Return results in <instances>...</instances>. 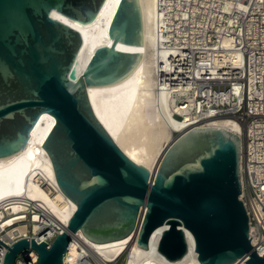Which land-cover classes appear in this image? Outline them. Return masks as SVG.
Listing matches in <instances>:
<instances>
[{
  "label": "water",
  "instance_id": "obj_1",
  "mask_svg": "<svg viewBox=\"0 0 264 264\" xmlns=\"http://www.w3.org/2000/svg\"><path fill=\"white\" fill-rule=\"evenodd\" d=\"M106 0H0V158L22 150L43 114L53 122L41 146L55 180L76 207L49 244L21 237L2 264L31 246L37 264H63L77 231L94 242L135 234L149 246L163 228L157 250L168 260L187 252L185 230L201 264H264L248 235L239 198L240 139L220 127H190L175 136L153 171L129 158L94 114L87 86L125 76L141 53L118 48L142 45L138 0H118L105 37L80 59L79 30L53 13L81 24L93 22Z\"/></svg>",
  "mask_w": 264,
  "mask_h": 264
},
{
  "label": "built area",
  "instance_id": "obj_2",
  "mask_svg": "<svg viewBox=\"0 0 264 264\" xmlns=\"http://www.w3.org/2000/svg\"><path fill=\"white\" fill-rule=\"evenodd\" d=\"M156 2L157 36L162 38L158 47L165 51L157 84L170 96L172 110L190 117L191 126H207L208 120L226 116L239 124V198L248 217L250 243L257 253L264 251V0ZM18 197L25 209L12 225L24 223L27 233L7 235L0 226V240L9 246L21 237H33L49 244L66 224L57 222L37 200ZM78 232L71 239L79 243ZM6 250L0 243V264ZM121 258L105 261L83 252L73 264H122ZM37 260V251L28 246L13 264Z\"/></svg>",
  "mask_w": 264,
  "mask_h": 264
},
{
  "label": "bare ground",
  "instance_id": "obj_3",
  "mask_svg": "<svg viewBox=\"0 0 264 264\" xmlns=\"http://www.w3.org/2000/svg\"><path fill=\"white\" fill-rule=\"evenodd\" d=\"M118 0H106L93 22L81 24L53 13L60 20L79 30L83 37L80 59L86 60L96 46L107 44L106 27ZM141 13L142 45L118 48L141 53L135 67L122 78L101 85L87 86V95L92 110L116 144L134 162L153 171L164 148L175 136L191 126L190 117L179 116L171 108L167 91L157 84L156 73L165 51L159 49L157 36L156 0H138ZM53 119L43 114L35 125L25 147L9 156L0 158V226L7 235H24V223L12 225L25 209L18 196L37 200L50 210L57 222L65 223L75 210V203L63 194L57 185L50 158L41 141ZM207 126L223 128L238 134L239 124L230 117L208 120ZM193 127V126H191ZM206 127V126H201ZM39 182H43L42 186ZM166 226H158L151 234L145 249L136 245L135 234L122 238L94 242L79 231L78 243L71 239L64 256V264H73L81 253H90L94 258L113 260L127 249L122 264H201L194 250L192 234L185 230L187 252L177 260L166 259L158 250L157 242ZM36 227L34 226V229ZM126 251V250H125Z\"/></svg>",
  "mask_w": 264,
  "mask_h": 264
},
{
  "label": "rangeland",
  "instance_id": "obj_4",
  "mask_svg": "<svg viewBox=\"0 0 264 264\" xmlns=\"http://www.w3.org/2000/svg\"><path fill=\"white\" fill-rule=\"evenodd\" d=\"M176 136V133H173V137ZM126 250V251H125ZM124 252L121 254L122 255V258L121 259H124L125 256L127 255V249H125Z\"/></svg>",
  "mask_w": 264,
  "mask_h": 264
}]
</instances>
